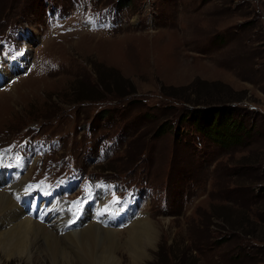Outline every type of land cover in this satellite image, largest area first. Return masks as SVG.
Listing matches in <instances>:
<instances>
[{
    "label": "rangeland",
    "instance_id": "374dc122",
    "mask_svg": "<svg viewBox=\"0 0 264 264\" xmlns=\"http://www.w3.org/2000/svg\"><path fill=\"white\" fill-rule=\"evenodd\" d=\"M48 10L60 12L50 20ZM76 14L80 19L70 21ZM54 26L62 30L58 37ZM22 45L28 49L21 70L0 84V153H12L8 166L25 181L20 190L53 193L65 218L78 221L72 208L80 203L82 180L63 184L56 177L74 173L116 183L111 199L127 204L108 203L105 187L102 204L108 206L96 198L90 204L99 224L85 207L81 219L88 222L71 230L96 223L118 231L122 264H264V242L253 237L264 239V195L257 201L264 194V0H0L2 71H8L5 53ZM119 75L134 83L135 93L118 96L129 89ZM196 78L197 94L187 88ZM98 81L110 89L105 100L70 103L78 88ZM196 100L237 108L235 121L213 122L212 140L200 135L180 120ZM164 122L167 130L159 133ZM37 136L58 145L38 153L24 147L25 139ZM5 170L14 181L8 168L0 173ZM8 185L0 189L18 204ZM31 193L44 204L51 197ZM136 195L143 200L136 206L140 213L125 219L117 211L134 212ZM221 212H233L228 218L238 230L215 218ZM140 216L155 221L159 231L151 257L141 263L124 243ZM56 217L63 218L60 212ZM236 218L245 219L243 226ZM40 219L48 222L37 224L50 230L59 220ZM41 256L23 262L0 254V264H51ZM73 258V264H85Z\"/></svg>",
    "mask_w": 264,
    "mask_h": 264
},
{
    "label": "bare ground",
    "instance_id": "6f19581e",
    "mask_svg": "<svg viewBox=\"0 0 264 264\" xmlns=\"http://www.w3.org/2000/svg\"><path fill=\"white\" fill-rule=\"evenodd\" d=\"M8 74L9 71L3 72V76ZM7 173H9L7 170L0 173L1 181L9 183L8 187L10 189L19 190V187L23 186L25 181H17L16 178L11 181L6 178ZM0 191V254L4 258L18 257L23 262H33L41 254V259L46 260L45 257H47L51 264H73L75 261L73 255H75L78 260L85 264L123 263L121 256L118 255L120 251L118 250L120 248L118 237L120 233L118 231L105 229L93 223L84 230H69L61 235L58 230L64 232L67 228L64 218L59 219V217H56L59 214L56 206L55 208H49L40 204L42 199L40 194L36 195V193L31 192L21 194L23 203L19 206L14 201L12 193L10 194L7 189H0ZM30 200H33L31 206L28 205ZM46 203L47 201L45 205ZM42 216H46L49 220L59 219L57 227L50 230L37 224L39 220H36V218ZM85 216L86 218L90 217L86 213ZM134 221L124 243L130 257L141 263L151 257L149 251L155 249L159 231L155 221L149 217L140 216L139 220ZM42 242L45 243L48 250L42 248ZM63 242L70 246L73 252H69Z\"/></svg>",
    "mask_w": 264,
    "mask_h": 264
},
{
    "label": "trees",
    "instance_id": "16d2710c",
    "mask_svg": "<svg viewBox=\"0 0 264 264\" xmlns=\"http://www.w3.org/2000/svg\"><path fill=\"white\" fill-rule=\"evenodd\" d=\"M119 78H120V80H122V82L124 84L128 85L129 89L127 92H121L120 94H118V96L124 97V96L130 95V94L136 92V87L130 79L122 78V77H120V75H119ZM199 81H200L199 78L194 79L191 82V84L187 87L188 90L193 91L194 93L197 94L199 91L198 86H197V82H199ZM206 84H210V83L206 82ZM123 88H124V86L121 89L119 88L120 89L119 92ZM163 89L165 90L166 88L164 87ZM78 90H79V97L75 100H72V102H70V103H76V102H79L82 100H92V99H98V100L103 101L106 99L105 97H107V95L110 92V89L108 88V86H106V84L104 82L101 83L99 81L93 87L90 86L89 84H86L82 88H78ZM229 99H232V98H229ZM218 100L220 101L221 98ZM228 101L229 100L227 99V100H223L220 102L221 103H227ZM211 102H213V101H211ZM70 103H67V104L71 105ZM195 103H197L196 106H194L192 108V110L190 109L191 111L188 110L187 113H183V115H181V117H180V120L181 121H184V120L190 121L191 124L193 125V127L195 128V130H197L200 133V135H203L206 138H209L212 140V136H211V132H210L212 130L210 129V126L212 125L213 122H232V121H235V120H232V115H234V113L237 112V108H235V107H232V106L227 105V104L218 105L219 102L218 103L203 104L204 106L198 100H196ZM236 120H237V118H236ZM244 123H245V121L243 119L238 121V124L242 125L243 128L245 127ZM166 126H167V123L164 122L160 126L159 133L165 132L167 130ZM173 128H175V127H173L171 125L169 126V129H173ZM251 128H253V127L250 126L249 129H251ZM177 129L178 128L176 127V130ZM246 132H247V129L245 131H241L240 132V138H242V136ZM215 139H216V137H215ZM239 144H241V142H239ZM226 145L228 146V144H226ZM245 177L248 179L250 178L247 175ZM246 178L241 179V180L247 181ZM221 213L224 215L220 216L219 214H214L215 218L221 217V220H222V217H223L224 223L228 226V228L238 230L237 228L234 227V224L231 223L232 221L230 220V219H232L231 215L233 214V212H221ZM259 218H260V215H259ZM236 219L243 226V222L245 221V219H244V221H242L240 218H236ZM223 228H224V226H223ZM232 233H234L233 235L236 236L238 232L232 231ZM246 235H248V234H246ZM251 236H253V235H251ZM253 237H254V239H256L262 243L264 242V239H260V238H257L255 236H253ZM220 244L218 246H220ZM226 253H228V251H226Z\"/></svg>",
    "mask_w": 264,
    "mask_h": 264
},
{
    "label": "crops",
    "instance_id": "0c3cea01",
    "mask_svg": "<svg viewBox=\"0 0 264 264\" xmlns=\"http://www.w3.org/2000/svg\"><path fill=\"white\" fill-rule=\"evenodd\" d=\"M246 165H248V164H246ZM239 173H240V171H238L236 174H235V177L237 178V176H239ZM264 194H261L260 196H259V198H258V202L262 199V196H263Z\"/></svg>",
    "mask_w": 264,
    "mask_h": 264
}]
</instances>
